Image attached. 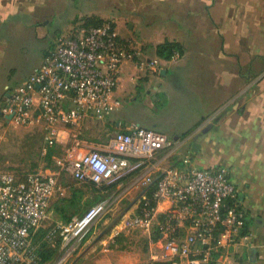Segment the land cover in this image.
<instances>
[{
    "label": "crops",
    "instance_id": "1",
    "mask_svg": "<svg viewBox=\"0 0 264 264\" xmlns=\"http://www.w3.org/2000/svg\"><path fill=\"white\" fill-rule=\"evenodd\" d=\"M96 19L113 20L140 52L122 65L116 89L122 104L103 119L88 117L80 129L62 128L50 147L63 157L81 156L91 147L106 149L116 131L139 123L177 140L171 163L189 153L201 167L228 166L250 237L209 264H264V0H0V115L10 91L58 36ZM165 41H175L180 54H160ZM139 58L158 59V68L140 67ZM135 103L142 105L133 118ZM32 132L12 134L9 166L28 169L21 163ZM75 139L80 145L69 150ZM121 225L85 233L71 248L70 264H153L151 251L123 244L118 235L128 233Z\"/></svg>",
    "mask_w": 264,
    "mask_h": 264
},
{
    "label": "built area",
    "instance_id": "2",
    "mask_svg": "<svg viewBox=\"0 0 264 264\" xmlns=\"http://www.w3.org/2000/svg\"><path fill=\"white\" fill-rule=\"evenodd\" d=\"M139 53L113 20L83 24L58 36L41 64L10 91L2 113L17 125L43 124L47 144L53 145L62 128L80 129L88 117L103 119L122 104L116 95L121 68ZM158 62L138 59L140 67L151 70ZM75 140L69 150L80 145ZM176 145L166 133L132 123L116 131L106 149L91 147L81 156L57 158L62 171L91 181L106 195L72 221L53 225L46 220L50 201L62 188L57 173L42 166L19 170L0 155V264H41L45 242L63 246L57 263L64 262L116 203L117 195L107 188L143 166L148 167L146 187L132 213L121 218V231L148 238L152 262L209 264L237 247L250 231L229 167H201L189 153L171 163Z\"/></svg>",
    "mask_w": 264,
    "mask_h": 264
},
{
    "label": "rangeland",
    "instance_id": "3",
    "mask_svg": "<svg viewBox=\"0 0 264 264\" xmlns=\"http://www.w3.org/2000/svg\"><path fill=\"white\" fill-rule=\"evenodd\" d=\"M50 40V38L42 39V48L49 43ZM135 105L136 106L131 107L129 110V113L131 111L130 115L132 117L135 114H140V107L142 104L135 103ZM17 128H19V130L25 128L33 131L29 135L32 141L24 158V163L21 164H24L28 169H32L39 167L40 163H44L46 166H50L49 169L56 172L58 175L62 188L53 196L51 202L52 205L48 213V220L52 221V224L72 221L77 216L85 213L94 202L104 198L101 193L102 189H98L91 181H79L72 174L62 171L57 164H54V161L56 163L55 158L63 157L61 155L62 150L50 147L47 144L45 131H43L44 128H42L41 123L17 125L8 121L3 115H0V155H2L4 161H6L5 150H7L12 143V134ZM196 158H198L197 155ZM147 170L148 167L146 166L140 167L124 175L119 181L107 188L110 193L117 195L116 203L109 211L95 221L93 226H91V230L89 228L85 232L86 234H89L95 228L102 230L107 227L108 231H115L113 229L121 222V218L124 215L132 213L138 199L141 197L146 187L145 176ZM85 233L82 236H84ZM123 234H119L118 237L124 245H136L146 254L152 251L151 244L145 236L136 232L125 234L126 236ZM60 246L53 251L47 252L44 258L42 256L41 264H70L69 259H66L62 263H57L64 250ZM74 248H78L77 245H75Z\"/></svg>",
    "mask_w": 264,
    "mask_h": 264
},
{
    "label": "trees",
    "instance_id": "4",
    "mask_svg": "<svg viewBox=\"0 0 264 264\" xmlns=\"http://www.w3.org/2000/svg\"><path fill=\"white\" fill-rule=\"evenodd\" d=\"M104 20L105 19H96V20H91V21H92L93 24H98V23H100V22H102ZM49 50H48V52H49ZM158 50H159L160 54H163L165 56L170 57V56H173V53H174L175 50H179L180 51V47L178 46V44L175 41H165L164 43H161L158 46ZM49 146H51V145H49ZM92 184H94V183H92ZM53 224H55V223H53ZM53 224H51V225H53ZM54 249H56V247H52L47 242H45L43 244L42 248H41V255L44 258V256H46L47 252L53 251ZM153 264H169V263L167 261L158 260V261H153ZM212 264H215V263H212Z\"/></svg>",
    "mask_w": 264,
    "mask_h": 264
},
{
    "label": "water",
    "instance_id": "5",
    "mask_svg": "<svg viewBox=\"0 0 264 264\" xmlns=\"http://www.w3.org/2000/svg\"><path fill=\"white\" fill-rule=\"evenodd\" d=\"M10 117H11V115H8V118H10ZM197 145H198V142H194L193 147H192V149L194 151H198V148H196Z\"/></svg>",
    "mask_w": 264,
    "mask_h": 264
}]
</instances>
